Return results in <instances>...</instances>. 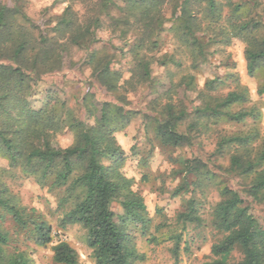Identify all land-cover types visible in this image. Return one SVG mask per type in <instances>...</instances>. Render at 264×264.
I'll return each instance as SVG.
<instances>
[{
    "label": "rangeland",
    "instance_id": "1",
    "mask_svg": "<svg viewBox=\"0 0 264 264\" xmlns=\"http://www.w3.org/2000/svg\"><path fill=\"white\" fill-rule=\"evenodd\" d=\"M107 1V8L99 11L98 5ZM0 3L21 9L22 15L31 22H22L23 16L17 20L25 28L48 36L52 35V19L64 8L58 0H0ZM213 3L215 11L209 9L208 0H162L165 21L154 39L157 45L142 54L151 77L146 82L134 80L132 86L127 82H131L130 77L136 72V62L129 50L135 45L136 36L128 31V26H122L124 23L117 27L118 23L110 22L128 13L125 1L72 0L71 10L82 20L97 18L99 23L90 24L80 46L66 44L62 70L44 74L33 87L30 102L35 109L46 98L55 97L65 102L77 119L93 125L94 120L86 114L83 102L89 91L95 97L97 109L102 103H108L130 119L128 126L115 135L125 157L121 172L133 179L132 189L142 198L150 222L145 230L138 226L130 231L139 256L135 264H211L214 260L210 249L221 237L210 224L212 209L219 200L217 188L204 186L192 191V195L174 196L179 186L184 190L182 175L178 174L182 171L179 160L197 158L206 163L219 176L220 184L238 192L246 205L251 204L253 214L264 228V198L252 203L244 193L251 178L229 171L230 159L240 151L241 145L230 142L221 151L217 150L221 139L234 137L249 138L250 158L259 156L264 148V64L249 74L246 57L251 44L264 42V0H213ZM181 8L192 17L200 36L203 35V53L194 48L190 50L187 43L176 39H184ZM242 24H249L248 29L252 31L244 42L230 33L231 28ZM0 64L9 62L1 60ZM99 68L120 75L117 92L110 93L96 79L95 70ZM230 93L241 95L242 101L219 107ZM167 103L176 106L173 113L180 110V105L185 112L180 131L185 133L188 143L180 148L164 147L152 139L156 120L165 118L163 108ZM225 111L251 112V117L241 123L227 122L221 117ZM54 144L62 149L71 146L72 133L64 129L55 136ZM257 169L264 170V162ZM0 171L5 172V185L15 200L27 210H34L52 229L53 243L44 248L22 236L18 237V243L13 242L25 252L30 264H53L51 247L59 241L76 251L78 264H95L86 245L85 230L79 225L59 227L60 191L41 187L33 178L23 176L19 169H10L3 158H0ZM191 197L201 218L198 224L180 222V214L187 211ZM112 210L122 214L116 203ZM11 226L7 220L3 228L12 233ZM239 257L235 254L236 259Z\"/></svg>",
    "mask_w": 264,
    "mask_h": 264
},
{
    "label": "trees",
    "instance_id": "2",
    "mask_svg": "<svg viewBox=\"0 0 264 264\" xmlns=\"http://www.w3.org/2000/svg\"><path fill=\"white\" fill-rule=\"evenodd\" d=\"M124 1L128 13L110 22L118 23L117 27L124 23L122 26H128V31L136 36V43L129 50L136 62V72L130 77L131 82H127L133 86L134 80L146 82L151 77L142 54L156 47L154 39L165 18L161 13L162 0ZM58 3L64 4V8L52 19L51 36L25 28L17 17L23 16L22 22L31 21L22 15L21 9L0 3V61L9 62L0 64V158L7 161L10 169H19L23 176L33 178L41 187L61 192L59 227L79 225L85 230L86 245L95 264H135L139 256L130 231L138 226L145 230L150 222L142 198L132 189L133 179L121 172L125 157L115 135L128 126L130 119L108 103H102L97 109L95 97L89 91L83 102L86 114L94 120L93 125L77 119L65 102L55 97L46 98L38 109L31 106L35 82L44 74L62 70L66 44L80 46L89 33L90 24L99 23L97 18L82 20L71 10L72 0H58ZM107 4L109 1L98 5V10H104ZM208 7L215 11L213 0H208ZM180 19L184 39L177 37L178 42L203 53V35L197 32L184 8H181ZM248 28L249 24H242L231 28L230 33L244 42L246 35L252 34ZM250 48L246 51L247 69L253 74L264 64V42L251 44ZM95 72L96 79L107 91L117 92L119 74L109 73L107 68ZM242 99L241 95L230 93L219 107H229ZM175 107L172 103L165 104V118L156 120L154 126L152 139L164 147L180 148L188 143L185 133L180 131L185 112L180 105V110L173 113ZM206 108L219 115L215 109ZM221 117L227 122L241 123L251 117V112L225 111ZM64 129L72 133L73 144L62 149L55 146L54 139ZM248 141V137L223 138L217 150L221 151L223 145L230 142L241 145L240 151L230 159L229 171L251 178L244 193L252 203H258L264 198V170L257 169L264 162V148L259 156L250 158ZM178 164L183 171L178 174L182 175L184 190L179 186L174 196L191 194L204 186L217 188L219 200L212 209L210 224L221 237L211 246L214 258L211 264H264V228L253 214L251 204L246 205L238 192L220 184L219 176L203 161L185 159ZM4 178L5 172L0 171V264H30L25 252L16 246L18 237L44 248L53 243L52 229L34 210H27L15 200ZM115 203L121 208V215L112 210ZM196 213L191 197L187 211L180 214V222L200 223L201 218ZM7 220L12 225V233L3 228ZM51 252L53 264H78V254L65 242L55 243ZM235 254H239V259Z\"/></svg>",
    "mask_w": 264,
    "mask_h": 264
}]
</instances>
